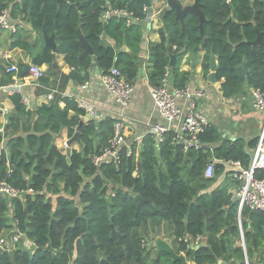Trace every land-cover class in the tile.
<instances>
[{
  "label": "trees",
  "instance_id": "16d2710c",
  "mask_svg": "<svg viewBox=\"0 0 264 264\" xmlns=\"http://www.w3.org/2000/svg\"><path fill=\"white\" fill-rule=\"evenodd\" d=\"M145 8L144 0H0V15L6 10L11 18L24 14L33 31V36L16 33L11 50L25 51L33 66L47 65L48 73L57 69L55 55H62L72 69L68 75L57 73L60 91L70 81L89 80L92 58L101 75L116 67L130 83L135 81L138 68L123 48L138 51ZM200 8L205 17L201 30L193 15H186L183 24L173 12L165 15L167 27L158 29L159 42L148 48L149 86L160 85L170 55H176L169 67L172 86L186 88L189 74L180 70V62L187 53L203 50L205 74L210 55L216 57V80L224 98L241 96L249 89L264 91V48L251 45L257 37L255 28L264 38V0H200ZM111 11L127 12L129 19L110 14L103 21L102 16ZM77 30L93 56L83 52ZM44 33L54 36L56 52L45 44ZM107 38L113 47L104 44ZM6 75L11 81L12 75ZM40 81L49 84L47 77ZM9 99L15 114L7 118L0 134L4 145L0 179L12 189L31 193L14 200L0 198V233L15 230L29 246L0 253V264H170L171 257L160 251L150 260L141 233L149 223L168 224L178 250L195 264L219 260L245 264L238 246L241 229L247 259L258 253L254 240L264 264V212L238 210L226 187L209 189L224 175L228 162L249 169L259 138L214 147L219 134L209 126L199 136L202 147L185 153L172 145V133L165 134L159 145L151 135L132 145L129 159L121 151L117 165L107 162L95 168L91 157L108 145L115 120H85V111L68 99H62L63 109L53 99L35 113L27 110L20 94ZM80 122L81 151H72L67 158L54 139L63 129L71 139ZM212 158L214 178L207 180L203 169ZM254 177L262 178L264 172L255 169ZM135 196L145 202L138 204ZM197 237L202 241L193 245ZM235 237V247L228 252L227 240Z\"/></svg>",
  "mask_w": 264,
  "mask_h": 264
},
{
  "label": "crops",
  "instance_id": "0c3cea01",
  "mask_svg": "<svg viewBox=\"0 0 264 264\" xmlns=\"http://www.w3.org/2000/svg\"><path fill=\"white\" fill-rule=\"evenodd\" d=\"M179 1L183 6L191 5L193 3V0ZM164 6V0H152L151 8L153 10V15L150 16L152 22L149 33L146 37L147 60L140 62L138 59H132L138 70L141 69L143 75L140 79H137L136 75V80L131 81V84L133 85V95L130 103L125 108H121L120 105L115 102L113 97L105 91L100 81L101 73L98 68L99 73L95 74L93 72V75L90 76L92 67L89 70V80L83 83L70 81L64 90L60 91L59 89L60 94L54 96V100H57L58 106L61 109L64 108L65 104L62 99L72 100L76 103L77 101H84L86 104L92 106L99 114V118H96V121H101L105 118L121 121L128 142H132L136 137H140L142 141L145 137L152 135L153 125H163L164 121L158 114L149 96V83L147 80L150 71V65L148 64V48L151 44L159 42L158 29L162 26L158 20L154 19V15L163 9ZM6 13V20L14 30L12 32L0 28V129H4L7 118L15 114L14 106L9 99L10 96L13 94H20L27 110L35 113L38 107L49 103L46 99V95L55 88H58V80L56 78L57 73L59 72L68 75L72 70L64 62L62 55H55L57 69L53 70L52 73L47 72V65L39 67L44 73V77L49 79V84L47 85L43 84L40 80H36L29 73L24 74L20 79H17L18 70L14 73H9L7 69L11 65H14L16 69H24L25 67H30L32 65L31 58L25 51L20 49L11 50L9 46L13 42V36H15L16 33H30V35L33 36V31L31 30L30 24L24 14H17L16 17L11 18L10 11L6 10ZM107 17H109V15L106 16V14H104L102 20L105 21ZM104 44L111 47L114 45L108 38L104 39ZM116 52H121V49L116 50ZM139 52L140 49L134 54ZM204 54L205 52L203 50L196 54L187 53L180 62V70L189 74V82L186 87L191 92L200 91L203 93V96L197 98V110L206 116L209 126H213L219 134V142L216 143L214 147H218L222 143L233 144L238 139H242L245 143H248L255 138H259L264 125V113L255 108L252 89H249L243 95L238 97L224 98L220 90L221 82H216L214 84L207 82L210 69L207 74H205L202 69ZM193 55L196 59L194 68H192L191 63ZM175 57L176 62L177 56L175 55ZM6 74L12 75L11 81L7 82L8 76ZM168 83L172 86L171 73ZM14 85L19 92L14 91ZM182 102V100L178 101L179 104ZM70 115H72V113H70ZM36 118L37 116L34 119ZM171 127L172 130H175V125H172ZM64 141H69L67 129H63L54 139V145L59 151L60 145ZM1 148H4L3 144L0 146V150ZM255 149L252 151V160L254 158ZM70 151L80 152L81 144L73 142L70 145ZM227 165L228 169L225 170L224 175L221 176V178H218L209 189L211 191L217 187H226L232 198L234 197L235 192L239 191L242 182L234 177L236 173H239L238 168L231 165L230 162H228ZM238 222L240 225V219H238ZM6 231L8 230L3 231L1 235L7 236L5 234ZM141 233L144 236L143 246L150 252V260L155 259L159 252V250L154 247V242L157 238L166 242L176 255L184 254L178 250V243L174 240V237L171 234V229L166 223H161L156 227L154 224L149 223ZM242 235L243 233L240 229L238 238L241 242L238 246L242 247L244 251L245 264H261L260 250L257 251V247L254 252L258 253L249 260L247 259ZM234 239L236 240L237 238H229L227 240L228 252L235 247ZM186 264L193 263L186 260ZM217 264L226 263L223 260H219Z\"/></svg>",
  "mask_w": 264,
  "mask_h": 264
},
{
  "label": "built area",
  "instance_id": "2783aa9c",
  "mask_svg": "<svg viewBox=\"0 0 264 264\" xmlns=\"http://www.w3.org/2000/svg\"><path fill=\"white\" fill-rule=\"evenodd\" d=\"M229 1L230 0H227V3ZM105 14L106 16L113 14L129 19V14L124 11H111ZM6 17L7 13L4 11L0 15V28L13 32L14 29L7 22ZM7 71L9 73H14L17 69L14 65H11ZM28 73L36 80H40L44 77V73L41 69L33 65L29 67ZM169 77L170 73L167 68L160 85L158 87L149 86L148 88L149 96L154 107L164 121L163 125L156 124L152 126L153 140L156 145H159L163 143L165 134L172 133V145L180 146L185 153L192 148L199 150L202 147L199 136L209 127L206 116L197 110L196 100L203 96V93L200 91L191 92L187 87L182 90L176 89L169 85ZM100 81L105 91L113 97L121 108H125L130 103L133 95V85L118 68L112 67L107 73L100 76ZM13 89L15 92L18 91L15 85ZM59 94V89L55 88L46 95V99L50 102L54 99L55 95ZM252 96L255 108L264 113V91L259 92L252 90ZM179 100L183 102L179 104ZM77 105L85 111V120H96V118H99L97 111L84 101H77ZM172 125H175V130H172ZM2 133L3 129H0V134ZM140 143V137H136L132 142H128L124 134L123 123L121 121H116L114 123V134L109 139L108 145L100 153L94 154L91 157V163L95 168L107 162L117 165L120 160L121 151H124L126 159H129L133 152L132 145H140ZM0 146H2V143H0ZM68 148V141H64L60 145V152L66 155ZM3 149L4 148H1V150ZM230 164L238 168L239 173H236L234 177L242 182L239 191L235 192L234 197L231 198L237 201L238 209L241 210L242 207H247L251 210H260L264 212V177H254L255 169L264 172V125L249 169H242L238 162H230ZM203 177L207 180L214 178L213 164L208 163L204 167ZM24 193H31V190L20 192L12 189L5 180L0 179V198L14 200L20 198ZM1 233L0 253L12 254L17 247L23 245L21 240L23 235L15 232V230L8 236H2ZM201 239L202 237H197L193 245L199 244Z\"/></svg>",
  "mask_w": 264,
  "mask_h": 264
},
{
  "label": "water",
  "instance_id": "95a60500",
  "mask_svg": "<svg viewBox=\"0 0 264 264\" xmlns=\"http://www.w3.org/2000/svg\"><path fill=\"white\" fill-rule=\"evenodd\" d=\"M145 3V7H146V13H147V17L146 20L142 23V36H141V40L139 43V49L140 52L137 54L132 53L131 51H129L127 48H123L124 52H126L131 59L135 60L138 59L140 62H143L145 60H147V54H146V50H147V42H146V37L147 34L149 33V29L151 26V20L150 16L153 15V10L151 8V4H152V0H144ZM164 8L161 9L160 11H158L155 15H154V19L158 20L162 26L164 28L167 27V24L164 23V18L165 15L168 12H173L175 19L177 21H179L181 24L184 23V17L186 15H193L195 17L198 18L199 20V28L200 30L202 29V24L205 21V17L201 11L200 8V0H193V3L191 5H186L183 6L182 3L179 0H164ZM256 39L255 41H253L251 43V45H257L260 47L264 48V38L261 32H259L256 28ZM44 36V41L45 44L50 47L52 49L53 52H56V43L54 40V36H47L45 33L43 34ZM77 39L79 44L81 45L83 52L89 54L90 56H93V51L90 47V45L86 42L85 38L83 37V35L81 34L80 30H77ZM185 49L182 51L184 52ZM176 57L171 55L170 56V62L169 65L170 67H172L174 65ZM196 62L195 56L193 55L191 58V63H192V68H194V64ZM91 67H92V72L90 73V76L93 75V72L95 74H98L99 71L96 67L95 64V60L94 58L91 59ZM243 70L246 73L247 72V66L245 63L242 64ZM209 69H210V74L207 77V82L214 84L217 82L216 80V72H217V63H216V59L214 55H210L209 58ZM17 79H20L24 74L28 73L29 67H25L24 69H17ZM143 75L141 69L138 70L137 72V79H140L141 76ZM83 122H80L78 129L76 130V132L74 133L73 137L71 139H69L68 141V145L69 148L66 151V157H70L71 155V151H70V145L73 142H77L80 143V127L82 126ZM209 163L214 164L215 163V159H210ZM134 199L138 202V204L143 203L145 201H143L139 196H135ZM22 243H23V247L24 249L28 248V242L27 239L25 238V236L21 237ZM253 246H254V250H256V243L253 240ZM154 247L156 249H158L159 251L168 254L171 257V263L170 264H175L176 262H179L180 264H186V256L184 254H179L176 255L169 247V245L160 240V238H157L154 242ZM244 247V246H243ZM98 257L101 258L102 257V253L101 251H98ZM195 264V263H193Z\"/></svg>",
  "mask_w": 264,
  "mask_h": 264
},
{
  "label": "rangeland",
  "instance_id": "374dc122",
  "mask_svg": "<svg viewBox=\"0 0 264 264\" xmlns=\"http://www.w3.org/2000/svg\"><path fill=\"white\" fill-rule=\"evenodd\" d=\"M196 102H197V100H196ZM12 231L11 230H8V231H6V235L8 236L10 233H11ZM5 238V237H4ZM23 246V245H22Z\"/></svg>",
  "mask_w": 264,
  "mask_h": 264
}]
</instances>
